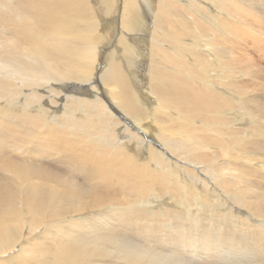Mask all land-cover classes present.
I'll return each instance as SVG.
<instances>
[{"label":"bare ground","instance_id":"obj_1","mask_svg":"<svg viewBox=\"0 0 264 264\" xmlns=\"http://www.w3.org/2000/svg\"><path fill=\"white\" fill-rule=\"evenodd\" d=\"M260 60L264 0H0V264H264Z\"/></svg>","mask_w":264,"mask_h":264},{"label":"rangeland","instance_id":"obj_2","mask_svg":"<svg viewBox=\"0 0 264 264\" xmlns=\"http://www.w3.org/2000/svg\"><path fill=\"white\" fill-rule=\"evenodd\" d=\"M114 23H117L116 21L114 22ZM189 43V42H188ZM137 45V47L138 48H141L140 49V55H143V51H142V46H141V44H136ZM106 47V48H105ZM104 47V51H103V53H102V57L104 56V54L106 53V52H108L111 48H110V44L109 45H106ZM106 49H107V51H106ZM256 57H257V59L259 60V56L258 55H256ZM261 57V56H260ZM260 62H261V64H262V69H263V75H264V61L263 60H260ZM101 68V65L99 64V66H98V70ZM141 68V69H140ZM139 69H140V71L141 72H145L146 71V67H145V65L144 66H141V67H139ZM241 70V71H240ZM237 71H238V73H237ZM242 68H239L238 70H236L235 71V73H234V77H235V81H240L238 84L239 85H242V87L244 86V88H245V90L246 91H248V93H251V90L250 89H248V87H247V82L248 81H246L244 78H243V74H242ZM264 78V77H263ZM242 81V82H241ZM245 82V83H244ZM261 83H263V82H261ZM141 87H143L142 85H141ZM255 90H256V88H255ZM250 95H252V94H250ZM247 97H249V95H247ZM259 121H260V123L262 124V126L264 127V122H262V120L261 119H259ZM245 128H247V127H243L242 126V130H244ZM246 132V131H245ZM244 132V133H245ZM220 161H223V158L222 157H219L218 158ZM243 166H245V165H243ZM254 168V167H253ZM254 169H257L256 167L254 168ZM262 170L264 171V169L262 168ZM258 175H259V173H258ZM41 238V237H40ZM54 235L53 234H48V236H42V239L41 240H54ZM34 240V239H33ZM37 240H39V239H37ZM193 255L192 254H186L184 257L185 258H189V261L191 262V260L192 259H194L195 257H192ZM185 258H183L184 260H185ZM230 264V263H229Z\"/></svg>","mask_w":264,"mask_h":264}]
</instances>
